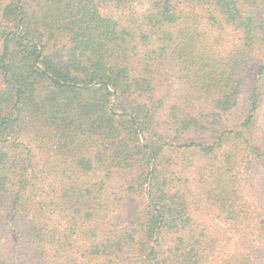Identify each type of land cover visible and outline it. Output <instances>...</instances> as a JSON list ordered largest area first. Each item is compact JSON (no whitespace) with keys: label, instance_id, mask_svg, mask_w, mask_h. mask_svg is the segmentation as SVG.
<instances>
[{"label":"trees","instance_id":"obj_1","mask_svg":"<svg viewBox=\"0 0 264 264\" xmlns=\"http://www.w3.org/2000/svg\"><path fill=\"white\" fill-rule=\"evenodd\" d=\"M256 167L264 0H0V264H264Z\"/></svg>","mask_w":264,"mask_h":264},{"label":"rangeland","instance_id":"obj_2","mask_svg":"<svg viewBox=\"0 0 264 264\" xmlns=\"http://www.w3.org/2000/svg\"><path fill=\"white\" fill-rule=\"evenodd\" d=\"M141 6H137V11L140 10ZM256 68L254 67V63L253 64H250L248 66V73L245 77V94H244V97L240 103V107L243 109L244 107V102H245V97L247 96V94L249 93V89H250V86L253 85V75H254V72H255ZM163 82H164V89L163 91L165 93H168L170 92L171 90H173V86H172V81L170 80V77L168 74H166L165 76H163ZM240 116H236L235 118H239ZM254 176H255V182H254V185L256 187V189L260 190V188H263V185H264V171L260 168V167H256L254 169ZM194 211H193V215L196 216V217H199L200 216H204V220L206 221H210V219L212 218L211 216H208L206 214V212H204L203 210H200L198 208H193ZM207 218V219H206ZM213 219V218H212ZM213 221H215V219H213Z\"/></svg>","mask_w":264,"mask_h":264}]
</instances>
